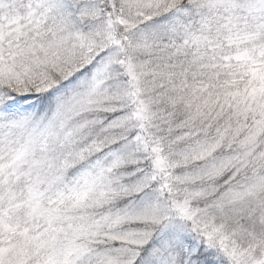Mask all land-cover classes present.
I'll list each match as a JSON object with an SVG mask.
<instances>
[{
	"label": "snow or ice",
	"instance_id": "snow-or-ice-1",
	"mask_svg": "<svg viewBox=\"0 0 264 264\" xmlns=\"http://www.w3.org/2000/svg\"><path fill=\"white\" fill-rule=\"evenodd\" d=\"M0 264H264V0H0Z\"/></svg>",
	"mask_w": 264,
	"mask_h": 264
}]
</instances>
